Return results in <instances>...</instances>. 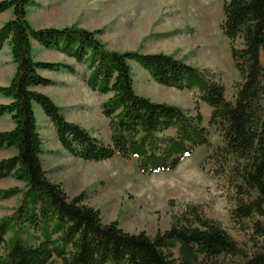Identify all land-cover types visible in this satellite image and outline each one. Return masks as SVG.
<instances>
[{
    "label": "trees",
    "instance_id": "obj_1",
    "mask_svg": "<svg viewBox=\"0 0 264 264\" xmlns=\"http://www.w3.org/2000/svg\"><path fill=\"white\" fill-rule=\"evenodd\" d=\"M34 0H1L0 13L12 17L0 27V50L6 41L16 70L0 85V117L15 124L0 130V150L16 154L0 160V179L13 177L24 186L0 188V200L20 196L12 214L0 217L1 264H219L221 257L242 264H264V0H224L222 29L240 75L233 99L215 74L173 55L109 49L98 30L78 25L35 28L28 19ZM85 65V83L99 94L109 120L106 143L69 121L47 94L34 89L55 85L40 70L75 74L67 62L37 60L33 42ZM163 86L195 90V113L137 93L131 61ZM200 102L212 108L209 125L224 145L208 159L212 173L225 177L233 202L231 218L248 238L241 246L222 223L189 204L172 226L151 236L130 233L118 221L105 223L99 209L85 203V193L70 197L52 181L42 163L44 153L35 104L52 122L61 146L84 161L137 158L140 171L153 174L176 169L200 146L211 148Z\"/></svg>",
    "mask_w": 264,
    "mask_h": 264
},
{
    "label": "rangeland",
    "instance_id": "obj_2",
    "mask_svg": "<svg viewBox=\"0 0 264 264\" xmlns=\"http://www.w3.org/2000/svg\"><path fill=\"white\" fill-rule=\"evenodd\" d=\"M1 1V0H0ZM28 19L35 28L78 25L98 30V37L109 49L163 52L215 74L233 99L240 75L234 65L231 45L224 34V0H34ZM12 11L0 13V27ZM34 57L43 61L67 62L62 53L33 47ZM76 73H51L55 85L48 88L51 98L72 122L92 135L110 141L109 120L103 103L111 94H99L85 83V65L72 61ZM134 86L138 94L154 101L178 105L195 113V90H179L158 84L136 61H131ZM16 70L7 45L0 51V85H8ZM1 101V100H0ZM204 125L209 129L211 148L200 146L174 170L153 174L140 171L137 158L84 161L69 154L60 144L56 131L42 107L35 111L43 139L42 163L48 177L62 184L72 198L85 193V203L100 210L105 223L118 221L130 233L145 231L154 236L168 230L175 216L189 204L222 223L243 247L250 249L246 235L231 218L233 202L225 177L212 173L210 153L224 145L221 133L209 125L212 108L200 102ZM8 116L0 117V129L10 126ZM14 148L0 150V160L16 154ZM23 187L13 177L0 179V188ZM20 196L0 200V217L12 214ZM1 264V263H0ZM55 264H60L56 260ZM219 264H242L239 257H221Z\"/></svg>",
    "mask_w": 264,
    "mask_h": 264
},
{
    "label": "crops",
    "instance_id": "obj_3",
    "mask_svg": "<svg viewBox=\"0 0 264 264\" xmlns=\"http://www.w3.org/2000/svg\"><path fill=\"white\" fill-rule=\"evenodd\" d=\"M9 10H11L12 11V9H9ZM9 10H7V11H9ZM11 18V17H10ZM9 18V19H10ZM3 25V24H2ZM1 25V26H2ZM5 45H7L8 47H9V49H10V45H9V42L8 41H6L5 43H4V45H3V47L5 46ZM35 46H41V47H44V46H42L39 42H36V41H34L33 42V47H35ZM3 47H2V49H3ZM1 49V50H2ZM0 50V51H1ZM64 55V54H63ZM64 57H66L67 59H68V61H69V63H73L72 61H75L73 58H70V57H67L66 55H64ZM38 60V59H37ZM40 72H41V74L43 75V76H46V77H48V78H51V79H53L54 80V77H52L50 74L51 73H55V71H49V70H40ZM53 85H50V86H37V87H34V89H36V90H38V91H41V92H43V93H45V94H47V95H49L50 97L52 96L51 95V93L48 91V88L49 87H52ZM0 103H7V102H9L10 100L8 99V98H4V97H0ZM5 116H8V117H10V119H11V124H10V126L9 127H7V128H5V129H0V130H9V129H12L14 126H15V124H14V122H13V120H12V118H11V116L9 115V114H6V115H3L2 117H5ZM1 117V118H2ZM52 123V122H51ZM54 127V126H53Z\"/></svg>",
    "mask_w": 264,
    "mask_h": 264
}]
</instances>
